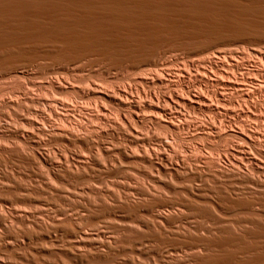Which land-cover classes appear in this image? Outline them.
I'll use <instances>...</instances> for the list:
<instances>
[{
    "label": "rangeland",
    "instance_id": "1",
    "mask_svg": "<svg viewBox=\"0 0 264 264\" xmlns=\"http://www.w3.org/2000/svg\"><path fill=\"white\" fill-rule=\"evenodd\" d=\"M262 28L255 26L248 29L232 30L212 39L196 41L197 43L195 41L193 43L189 39L172 40L173 43L168 41L162 46L163 49L161 47L149 59L127 58L118 60L112 56L92 54L91 56L70 57V60L69 57L53 56V58L52 55L43 53H28L9 62L0 60V107L2 105L0 108V264H75V260L79 258L83 262L81 260V263L78 262L77 264H184L188 262V259L197 256H200L199 259H201L211 254H227L226 251L230 247L231 252H234L232 254L237 258L235 263L245 262L255 255H263L264 186L262 185L264 184V158L259 156L260 153L257 154L254 151L263 168H255V171L249 167V172L244 169L243 175L242 170L237 169L233 164L237 169L235 170L233 165L230 164L231 156L228 154L229 150L227 151V149L235 146L236 148H248L238 138L230 134L225 135L226 133L223 132L224 125H226L224 122L231 116L226 115L224 112H211L204 108H193L187 105L186 108L184 105L179 108L182 111L181 113L178 108L176 109L173 105H169V107L166 104V107L168 106L167 110L171 111V113L167 111V116H163L167 119L166 121L163 119L166 126L163 124V120L158 122L152 120V122L145 117L142 120L131 119L130 125L126 127L127 124H124V126L122 120V115L125 112L122 111L123 109L118 104V100L112 97L115 93L117 95V92L121 89V91L129 92L131 97L140 102L144 99L147 101L149 91L158 94H169L170 90L174 89L184 95H186V92L188 94L189 91L201 92L204 88L196 77L201 79L203 68L206 67L210 70L211 77H220L219 74H216V68L211 67L213 64L210 65V62L215 61L220 65L224 64L221 65V68L224 67V69H229L231 62H238L239 67L233 68L235 72L241 67L244 70V66L264 69V28ZM220 56L223 58L222 61ZM227 60L230 62L229 64ZM239 64L245 65L240 66ZM242 69L240 70L242 71ZM156 73L164 74L167 79L174 80L175 82L172 83L175 84H169V88L167 86L163 87L165 84L152 85L151 87L149 85V89L148 84L143 79L149 80L148 78ZM257 78L264 81V74L257 75ZM252 79L249 82L250 85L255 84L251 83L255 81V79ZM179 82L181 83L179 84ZM211 87L222 93L224 92L223 94L229 91V94L226 95L230 98L234 97L232 99L238 106H236V109L240 107L244 109L251 108L249 109L253 111V115H251L254 117L257 115V118L250 116L248 119V117H242L240 114L239 117L236 116L238 119L235 117L234 124L241 127L240 122L245 120V126L253 127L260 134L261 143H263L264 92H260V95L255 93L251 97L254 101L250 100L251 98L248 99V105L246 103L248 100H243L239 93V96L236 94L237 92H232L224 86L223 89L221 85L217 84H212ZM225 89H227L226 92ZM263 89L260 91H264ZM256 95H258L257 98ZM47 98L49 100L58 99L62 103V106L58 105L59 107H57L58 112L61 113L58 114L61 117L49 113L45 102L48 100ZM3 100H13L18 105L15 103L9 106ZM255 101L262 103L260 105L257 102L260 110L250 105L256 103ZM161 102L164 104L163 101ZM35 110H43L47 114L44 113V115L48 116L49 120L43 119V115L35 113ZM29 111L31 114H29ZM103 112H106L107 116ZM64 113H67L66 116ZM100 113L106 116L107 119ZM176 113L177 115H175ZM178 114H180V118ZM171 117L175 122L179 120L190 122L191 126L175 131L168 125ZM102 118L106 122L102 121ZM28 124H31V126ZM78 124L81 126H78ZM32 125H34V128ZM56 125L67 127L70 130L74 129V133L80 127L81 130L77 131L79 134H76L81 136V142L71 140L72 144L69 143L70 141L66 142L69 144H66L61 138L57 140V137L60 136L55 138V135H51L52 137L45 134L41 135L37 131L38 126H44L43 128L49 131L50 128L53 129ZM131 127L134 129L133 132ZM208 127L213 128L214 132L218 130L222 135L208 136L204 134L203 130H209ZM130 132L134 133L135 137L137 135V137L135 138L134 134L132 135ZM22 140L24 141L22 142ZM29 140L31 143L28 142ZM36 141L37 145H35ZM111 142L113 143L111 144ZM122 145L124 147H121ZM157 147L162 150H159L160 152L164 151L165 153L167 151V155H172L173 162H175V159L176 161L179 160V164L182 162L181 164L185 169L179 168L180 171H173L174 169L169 166L157 169L147 161L145 162L141 155L145 152L143 155L147 154L153 157L154 151H158ZM124 148L126 154L121 152L125 150ZM34 151L49 154V157L59 162L57 164L60 167L61 164L70 167L67 166L66 170L65 167H63L64 169L61 167L62 170H57L58 177H54L47 166L41 165L38 161H35L37 159H33L35 157L33 155L36 153ZM128 152L131 156H128ZM136 152L137 154H135ZM97 154L98 157L100 156L99 158ZM132 156L134 157L132 158ZM138 156H141V159ZM66 158L70 161H65ZM77 158H82L81 160L85 164L81 165H85L86 168L76 163ZM74 159L76 160L73 161ZM73 162L76 164L73 165ZM189 164L192 165L193 170H188V172L185 170L191 168ZM221 168L228 170H225L227 173L224 170L222 171ZM233 168L235 171L232 170ZM199 170L200 172L204 170L202 171V173L205 172V174L203 173L204 178H202ZM229 170H232L233 179L229 175ZM87 171L88 173H86ZM210 171L211 175H209ZM215 172H217V175ZM235 172L241 176H236ZM248 174L252 180L247 179ZM256 174L257 176H255ZM192 176L197 177V179ZM234 177L238 179L235 180ZM254 179L255 181L256 179L257 181L260 180V183L263 181V184L261 183V185L257 181L254 183ZM25 184L27 187H24ZM147 203H149L148 206ZM136 204L137 207H135ZM23 211L25 214H23ZM159 212L164 214L166 219L167 216L170 219L166 220L167 222L165 219L160 220L163 222L161 224L157 218ZM55 218L57 221H55ZM35 219L39 222L35 223ZM76 221H79L78 223L83 225L81 227L85 229H83L85 235L82 234L84 235H81L82 237L74 233L70 226V224L77 223ZM56 222L57 224H55ZM154 226H157V228L160 226L158 230L160 229L161 232L157 231L161 235L156 234V230L154 232V229H156ZM48 229L53 232L51 234L52 238L47 237ZM30 233L31 235H29ZM203 239L210 241L209 243L205 241V244ZM109 240L112 249L102 245L109 242ZM212 240L213 242H211ZM216 240L223 241V244L218 241L216 243ZM225 240L228 243L224 242ZM231 241L237 243L232 245ZM198 242H201V244L198 245ZM251 243L259 246L248 247L252 246ZM203 244L204 246H202ZM209 245L210 247L213 245L212 248H208ZM234 248L237 250L235 251ZM215 249L220 251H215ZM89 250L90 253H86ZM79 251L81 253H78ZM82 255L84 256L82 257ZM100 255L107 258L103 260L102 257H99ZM107 259H110V261H107Z\"/></svg>",
    "mask_w": 264,
    "mask_h": 264
},
{
    "label": "bare ground",
    "instance_id": "2",
    "mask_svg": "<svg viewBox=\"0 0 264 264\" xmlns=\"http://www.w3.org/2000/svg\"><path fill=\"white\" fill-rule=\"evenodd\" d=\"M263 27L264 28V0H0V60L9 62L14 58L26 55L28 53H43L46 55H52V57H82V56H87V55H92V54H100L103 56H112L117 58L118 60H124L127 58H134V59H149L150 57H153L159 49L168 41L176 40V39H189L191 41H203V40H208L212 39L214 37L220 36L228 31L232 30H239V29H248L251 27ZM262 28V29H263ZM173 43V41H172ZM197 43V42H196ZM168 45V44H167ZM166 47V45H165ZM163 49V47H162ZM48 56V57H50ZM47 57V56H46ZM53 57V58H54ZM221 57V56H220ZM235 57V56H234ZM259 57V56H258ZM264 57V56H263ZM65 58V59H66ZM74 58V59H75ZM226 58V57H224ZM221 57V61H222ZM67 60V59H66ZM207 60V59H206ZM217 60V59H216ZM226 60V59H225ZM232 60V59H231ZM139 61V60H138ZM148 61V60H147ZM209 61V60H208ZM213 61V60H212ZM228 61V60H227ZM239 61V60H238ZM129 62V61H128ZM225 62V61H224ZM230 62L228 61V64ZM232 63V62H231ZM229 64V69H224L221 68V65L224 64H218L216 61L215 62H210L211 67L216 68V74H219L220 77H211L210 70L208 68H203V72L201 75V79L199 77L198 80L201 82L204 90L202 89L201 92H192L189 91L188 94L186 92V95L181 94V92H177L178 90H170L169 94H161V93H154L152 91H149L147 94L149 95L147 101L141 100H135V98L131 97L129 92L127 91H118L117 95H113L112 97L115 100H118V103L122 107V111L125 113L122 115V120H123V125L127 124L130 125V120L131 119H141L142 118H148L147 120H154V121H160L165 118L163 116H167V107L169 105H173L176 109L182 107L190 106L193 108H204L208 111L211 112H217V113H222L224 112L226 115H229V119H226V122H224L226 125L223 128L224 134H230L236 138H238L240 141H242L248 148L245 147H232L229 150L228 154L231 156L230 164L235 165L237 169L242 170V175L243 170L247 169L250 167L251 169L255 168H263V166L260 164V159L256 156L255 152L260 153L259 156H262L264 158V142L261 143V137L260 134L256 132L253 127H247L246 121L243 120L238 121L241 123V127H237L234 124L235 117H239L240 114L243 116L249 117L252 116V110L250 111L249 109L251 108H246L244 109L240 107L239 109H236V104L233 101L232 98L228 97L226 94L229 92L227 91L226 94H223L221 91H218L213 89L211 86L212 84H217L221 85V88L224 89V87L228 88L232 92H237L241 95L243 100H248L250 99L255 93L264 92L260 91L262 88H264V81H261L257 78V75L259 76L264 74V69L258 68V67H251V66H244V70L242 67V71L240 69L236 70L237 72L234 71V67H239L238 62H234L232 64ZM190 64V63H189ZM205 64V62H204ZM240 65V64H239ZM240 65V66H241ZM188 68V67H187ZM215 71V69H213ZM212 71V70H211ZM213 71L214 75L215 72ZM156 72V71H155ZM187 72V71H186ZM161 73V71H160ZM160 73H156L152 75V77L148 78L149 80H144L149 85L150 87L152 85H161L165 84L163 87L167 86L169 84H175L172 82H175L172 79H167V77H163ZM163 73V72H162ZM199 73V72H198ZM179 74V73H178ZM176 75V74H175ZM185 75V74H184ZM239 75V76H238ZM170 76V75H169ZM178 76V75H177ZM176 76V77H177ZM141 77V76H140ZM145 77V76H144ZM171 77V76H170ZM192 77V76H191ZM263 77V76H262ZM261 77V78H262ZM146 78V77H145ZM175 78V77H174ZM257 80V82L252 81L251 83H255L254 85H250L249 82L251 79ZM193 79V78H192ZM252 79V80H253ZM264 79V78H263ZM59 81V80H58ZM180 81V80H179ZM198 81V82H199ZM181 82H179L180 84ZM50 84V83H49ZM62 84V83H61ZM178 85V83H177ZM173 86V85H172ZM191 86V85H190ZM224 86V87H223ZM162 87V86H161ZM166 87V88H167ZM170 87V86H169ZM168 87V88H169ZM178 87V86H177ZM182 87V86H181ZM218 87V86H217ZM180 88V87H178ZM184 88V87H183ZM181 88V89H183ZM150 89V88H149ZM157 89V88H156ZM161 89V88H160ZM188 89V88H186ZM100 90V89H99ZM114 90V89H113ZM125 90V89H124ZM159 90V89H158ZM185 90V88H184ZM189 90V89H188ZM186 90V91H188ZM227 89H225L226 92ZM264 90V89H263ZM62 91V90H61ZM97 91V90H96ZM142 91V90H141ZM223 91V90H222ZM102 92V91H101ZM66 93V92H65ZM89 93V92H88ZM91 93V92H90ZM111 93V92H109ZM146 93V92H145ZM163 93V92H162ZM184 93V92H183ZM231 93V92H230ZM104 94V93H103ZM106 94V93H105ZM108 94V93H107ZM229 94V93H228ZM234 94V93H233ZM231 94V95H233ZM263 94V93H262ZM261 94V96H262ZM96 95V94H95ZM141 95V94H140ZM146 95V94H145ZM256 95L255 97L257 98ZM27 96V95H26ZM91 96V95H90ZM104 96V95H103ZM239 96V95H238ZM55 97V96H54ZM53 97V98H54ZM59 97V96H58ZM98 97V96H96ZM108 97V96H107ZM145 97V96H144ZM260 97V96H259ZM264 97V95H263ZM36 98V97H35ZM261 98V97H260ZM34 100L33 98H31ZM30 99V100H31ZM43 99V98H42ZM48 99V98H47ZM254 99V98H253ZM259 99V98H258ZM25 100V99H24ZM29 100V101H30ZM111 100V99H110ZM252 100V98L250 99ZM4 101V100H3ZM22 101V100H21ZM27 101V100H26ZM25 101V102H26ZM36 101V100H35ZM163 101L164 104L161 102ZM238 101V99H237ZM254 101V100H252ZM262 101V99H261ZM46 106L47 109L49 110V113L54 114V115H59L61 114L60 111L58 112V108L60 105L62 106V103L58 99H51V100H46ZM44 102V103H45ZM63 102V101H62ZM102 102V101H101ZM256 103L250 104L252 107L255 109L258 108L257 110H260L259 106L257 105L258 101H255ZM263 102V101H262ZM4 103L10 106V104H15L13 100H5ZM3 103V104H4ZM36 103V102H35ZM42 103V101H41ZM249 105V100L246 102ZM260 104V102H258ZM17 104V103H16ZM101 104V103H100ZM107 104H109L107 102ZM106 104V105H107ZM166 104L168 105L166 107ZM262 104V103H261ZM260 104V105H261ZM5 105V104H4ZM18 105V104H17ZM22 105V104H21ZM26 105V103H25ZM32 105V104H31ZM43 105V104H42ZM59 105V106H58ZM66 105V104H65ZM103 105V104H102ZM110 105V104H109ZM264 105V104H263ZM8 106V107H9ZM2 107V105H1ZM0 107V108H1ZM4 107V106H3ZM21 107V106H20ZM65 107V106H64ZM69 108V106H67ZM104 107V106H103ZM106 107V106H105ZM170 107V106H169ZM238 107V106H237ZM102 108V107H101ZM186 108V107H185ZM242 108V109H241ZM11 109V107H10ZM61 109V108H60ZM109 109V108H108ZM117 109V108H116ZM121 109V108H120ZM171 109V108H170ZM4 110V108H3ZM7 110V109H6ZM13 110V109H12ZM32 110V109H30ZM46 110V108H45ZM65 110V108H64ZM67 110V108H66ZM104 110V109H103ZM175 110V109H174ZM173 110V111H174ZM256 110V111H257ZM17 111V110H16ZM62 111V110H61ZM72 111V110H70ZM117 111V110H116ZM176 111V110H175ZM179 112L181 111L180 109L178 110ZM1 112V111H0ZM3 112V111H2ZM67 112V111H66ZM69 112V110H68ZM74 112V111H73ZM102 112V110H101ZM178 112V113H179ZM35 113H40V115H43V119L49 120L45 115L43 110H35ZM48 113V114H49ZM59 113V114H58ZM71 113V112H70ZM104 113V112H103ZM169 113V112H168ZM171 113V111H170ZM182 113V111H181ZM2 114V113H1ZM7 114V113H5ZM20 114V113H19ZM29 114L30 111H29ZM46 114V113H45ZM65 114V113H64ZM67 114V113H66ZM65 114V116H66ZM101 114V113H100ZM122 114V113H121ZM174 114V113H173ZM252 114V115H251ZM256 114V113H254ZM47 115V114H46ZM102 115V114H101ZM100 115V116H101ZM106 115V112L104 113ZM177 115V113L175 114ZM174 115V116H175ZM180 114H178L179 116ZM30 116V115H29ZM50 116V114H49ZM60 116V115H59ZM69 116V115H68ZM103 116V115H102ZM107 116V115H106ZM106 116H103L106 118ZM109 116V115H108ZM169 116H171L169 114ZM182 116V115H181ZM233 116V117H232ZM25 117V116H24ZM32 117V116H31ZM61 117V116H60ZM97 117V116H96ZM99 117V116H98ZM236 117V118H237ZM253 118H257L258 116L256 115L255 117L252 116ZM58 118V117H57ZM63 118V117H62ZM109 118V117H108ZM180 118V116H179ZM234 118V119H233ZM241 118V117H240ZM26 119V118H25ZM24 119V120H25ZM32 119V118H30ZM42 119V118H41ZM53 119V118H52ZM107 119V118H106ZM110 119V118H109ZM108 119V120H109ZM176 119V118H175ZM238 119V118H237ZM101 120V119H100ZM111 120V119H110ZM167 119H165L166 121ZM23 121V120H22ZM43 121V120H42ZM102 121L103 118H102ZM113 121V120H112ZM133 121V120H132ZM34 122V120H33ZM38 122V121H37ZM50 122V121H48ZM106 122V121H104ZM135 122V121H133ZM144 122V121H143ZM146 122V121H145ZM148 122V121H147ZM146 122V123H147ZM153 122V121H152ZM164 122V120H163ZM259 122V121H258ZM35 123V122H34ZM40 123V122H39ZM155 123V122H154ZM160 123V122H159ZM237 123V122H236ZM36 124V123H35ZM52 124V123H51ZM60 124V123H59ZM138 124V123H137ZM157 124V123H156ZM165 125V122L163 123ZM192 124V123H191ZM31 126V124H28ZM38 125V124H37ZM44 125V124H43ZM86 125V124H85ZM84 125V127H85ZM110 125V124H109ZM158 125V124H157ZM168 125L175 131H179L180 129H183L185 127H190V122H183L179 120L178 122H175L172 120L168 121ZM205 125V124H204ZM209 125V124H208ZM34 128V125H32ZM78 126H81L78 124ZM125 126V125H124ZM138 126V125H136ZM145 126V125H144ZM166 126V125H165ZM168 126V127H169ZM251 126V125H250ZM37 127V126H35ZM44 127V126H43ZM42 126L37 127V131H39L42 134L45 135H55V138L57 136V140L61 138L63 142L65 141L71 143L72 141H77L81 142V136L77 135L79 133H74V129L71 131L67 127H59V126H53L50 131H47L46 128H43ZM76 127V126H75ZM134 127V126H132ZM131 127V129H132ZM219 127V126H218ZM100 128V126H99ZM120 129V127L118 126ZM130 128V126H129ZM203 128V127H202ZM209 128V127H208ZM36 129V128H35ZM48 129V128H47ZM77 129V128H76ZM109 129V128H108ZM170 129V128H169ZM204 129V128H203ZM202 129V130H203ZM24 130V129H23ZM81 130V129H80ZM99 130V129H98ZM106 130V129H105ZM114 130V129H113ZM112 130V131H113ZM118 130V129H117ZM125 130V129H124ZM130 130V129H129ZM134 129H132L133 132ZM137 130V129H136ZM171 130V129H170ZM172 130V131H173ZM197 130V129H196ZM200 130V129H199ZM201 130V131H202ZM207 130V131H206ZM203 130V133L208 135V136H215V135H222L220 134L217 130V132H214L213 128H209ZM90 131V130H89ZM121 131V130H120ZM216 131V130H215ZM38 132V134H39ZM85 132V130H84ZM108 132V131H107ZM106 132V133H107ZM110 132V131H109ZM118 132V131H117ZM132 132H130L132 134ZM32 133V132H31ZM28 134V133H27ZM33 134V133H32ZM37 134V133H36ZM85 134V133H84ZM100 134V133H99ZM126 134V133H125ZM134 134V133H133ZM132 134V135H133ZM20 135V134H19ZM40 135V134H39ZM40 135V136H41ZM43 135V136H45ZM83 135V134H82ZM87 135V134H86ZM102 135V134H101ZM49 136V137H50ZM51 136V137H52ZM93 136V135H92ZM115 136V135H114ZM129 136V135H128ZM135 137V134L133 135ZM25 137V136H24ZM85 137V136H84ZM83 137V138H84ZM90 137V136H88ZM93 138V137H90ZM97 137V136H96ZM109 137V136H108ZM118 137V136H117ZM137 137V135H136ZM135 137V138H136ZM31 138V137H29ZM106 138V137H105ZM141 138V137H140ZM139 138V139H140ZM144 138V137H143ZM142 138V139H143ZM147 138V137H146ZM212 138V137H211ZM214 138V137H213ZM27 139V137H26ZM53 139V138H51ZM85 139V138H84ZM95 139V138H94ZM97 139V138H96ZM101 139V138H100ZM119 139V138H118ZM133 139V138H132ZM131 139V140H132ZM215 139V138H214ZM25 140V138H24ZM22 140V142L24 141ZM28 140V139H27ZM56 140V141H57ZM62 140H60L62 142ZM83 140V139H82ZM86 140V139H85ZM84 140V143H85ZM108 141L110 139H107ZM117 140V139H116ZM146 140V139H145ZM144 140V142H145ZM148 140V138H147ZM234 140V139H233ZM237 140V139H236ZM264 140V139H262ZM40 141V140H39ZM38 141V143H39ZM92 139L90 140L91 143ZM130 141V140H129ZM136 141V140H135ZM29 143L30 140L28 141ZM27 142V143H28ZM41 142V141H40ZM60 142V143H61ZM89 142V141H88ZM100 142V141H99ZM107 142V141H106ZM128 142V141H127ZM134 142V141H133ZM132 142V143H133ZM142 142V140H141ZM147 142V141H146ZM237 142V141H236ZM235 142V143H236ZM25 143V142H24ZM66 143V144H69ZM113 142H111L112 144ZM117 143V142H116ZM136 143V142H135ZM41 144V143H40ZM77 144V143H76ZM81 144V143H79ZM123 144V143H122ZM125 144V143H124ZM131 144V143H130ZM24 145V144H23ZM37 145V141L35 143ZM34 145V146H35ZM61 145V144H60ZM65 145V144H64ZM74 145V142H73ZM88 145V144H87ZM91 145V144H90ZM102 145V144H101ZM119 145V144H117ZM116 145V147H117ZM132 145V144H131ZM147 145V144H146ZM162 145V144H161ZM239 145V144H238ZM39 146V145H38ZM76 146V145H75ZM78 146V145H77ZM106 146V145H105ZM81 147V146H80ZM104 147V146H103ZM108 147V146H107ZM115 147V148H116ZM121 147H124L122 145ZM126 147V146H125ZM47 148V147H46ZM91 148V147H90ZM100 148V147H99ZM106 148V147H105ZM127 148V147H126ZM36 149V148H35ZM121 149V148H120ZM125 149V148H124ZM156 149V148H153ZM158 151L155 150L153 153V157L151 155H143L145 152L141 155L143 156V160L145 162L147 161L151 166L161 169L164 167H171L172 169L179 170V168H184L182 166V162L179 164L176 159L174 160L175 162L172 161V155H167V151L164 153L160 152L158 147ZM3 150V149H2ZM37 150V149H36ZM69 150V149H68ZM94 150V149H93ZM100 150V149H99ZM110 150V149H109ZM123 150V149H122ZM129 150V149H128ZM127 150V151H128ZM1 151V150H0ZM66 151V150H65ZM91 151V150H90ZM98 151V150H97ZM105 151V150H104ZM108 151V148H107ZM114 151V150H112ZM126 151L123 150L121 151L124 153ZM147 151V150H146ZM149 151V150H148ZM162 151V150H161ZM184 151V150H183ZM255 151V152H254ZM12 152V151H11ZM15 152V151H14ZM28 152V151H27ZM36 152V151H34ZM64 152V151H63ZM92 152V151H91ZM100 152V151H98ZM118 152V151H117ZM120 152V153H121ZM150 152V151H149ZM153 152V151H152ZM56 153V152H55ZM94 153V152H93ZM151 153V152H150ZM67 154V153H65ZM76 154V153H75ZM107 154V153H106ZM112 154V153H110ZM126 154V152H125ZM129 154V152H128ZM127 154V155H128ZM137 154V152L135 153ZM134 154V156H135ZM139 154V153H138ZM19 155V154H18ZM21 155V154H20ZM26 155V154H25ZM33 155V153H32ZM81 155V154H79ZM84 155V154H83ZM96 155V154H95ZM22 156V155H21ZM27 156V155H26ZM33 156V159H37L35 161H38L41 165L43 164L44 166H47L48 169L51 170L52 174L54 177H58L57 175V170L67 168L68 165L62 166L58 165L56 160L52 159L49 157V154L46 155V153L42 152H36ZM51 156V155H50ZM63 156V155H62ZM78 156V155H77ZM92 156V154H91ZM94 156V155H93ZM109 156V155H108ZM111 156V155H110ZM113 156V155H112ZM128 156H131L130 154ZM127 156V158H128ZM132 156V158L134 157ZM140 156V157H141ZM1 157V154H0ZM28 157V156H27ZM74 157V156H73ZM98 157V154H97ZM100 157V156H99ZM98 157V158H99ZM114 157V156H113ZM126 157V155H125ZM139 157V156H138ZM139 157V159H141ZM22 158V157H21ZM31 158V157H30ZM136 158V157H135ZM230 158V157H229ZM32 159V158H31ZM58 159V158H56ZM73 159V158H72ZM82 159V158H81ZM80 158H77L76 163L78 165L80 164H85L83 163V160ZM112 159V158H111ZM138 159V158H137ZM33 160V161H34ZM74 159L73 161H75ZM99 160V159H97ZM96 160V161H97ZM110 160V159H109ZM116 160V159H115ZM127 160V159H125ZM142 160V161H143ZM264 160V159H263ZM4 161V160H2ZM18 161V160H17ZM62 161V158H61ZM65 161H70L67 158ZM88 161V160H87ZM101 161V159H100ZM119 161V160H118ZM117 161V162H118ZM123 161V160H122ZM129 161V160H128ZM137 161V160H136ZM1 162V161H0ZM64 162V161H63ZM72 162V161H71ZM85 162V160H84ZM92 162V160H91ZM131 162V161H130ZM135 162V161H134ZM144 162V163H145ZM30 163V162H29ZM36 163V162H35ZM37 163V164H38ZM73 162V165L76 164ZM133 163V162H132ZM137 163V162H136ZM145 163V164H148ZM69 164V163H68ZM92 164V163H91ZM148 164V165H149ZM264 164V163H263ZM40 165V166H41ZM65 165V164H64ZM76 165V166H78ZM233 165V167H234ZM82 166V165H81ZM84 168H86L85 165H83ZM82 166V167H83ZM147 166V165H146ZM191 167L192 165L189 164ZM188 166V167H189ZM70 167V166H68ZM80 167V166H79ZM76 167V168H79ZM93 167V166H92ZM133 167V166H132ZM138 167V166H137ZM149 167V166H148ZM234 167V168H235ZM112 168V167H111ZM145 168V167H144ZM194 168V167H193ZM234 168L232 170H234ZM61 169V170H62ZM69 169V168H68ZM67 169V170H68ZM72 169V168H71ZM82 169V168H81ZM95 169V167H94ZM116 169V168H115ZM121 169V167H120ZM185 169V168H184ZM196 169V168H195ZM194 169V171H195ZM222 169V168H221ZM221 169H218L219 171ZM229 169V168H228ZM235 168V170H237ZM77 170V169H76ZM84 170V169H83ZM102 170V169H101ZM163 170V169H162ZM192 171L191 168H187L185 171ZM209 170V169H208ZM225 168L222 169V171ZM231 170V171H232ZM234 170V171H235ZM7 171V170H6ZM60 171V170H59ZM69 171V170H68ZM73 171V170H71ZM78 171V170H77ZM86 171V170H84ZM92 171V170H91ZM94 171V170H93ZM149 171V170H148ZM158 171V170H157ZM161 171V170H159ZM193 171V172H194ZM204 171V170H202ZM202 171L199 172L202 174V178H204L205 172L202 173ZM218 171V174H219ZM228 171V170H226ZM231 171L229 170V175H231ZM256 171V170H255ZM263 171V170H262ZM66 172V171H65ZM103 172V171H102ZM165 172V171H164ZM182 172V171H181ZM189 172V171H188ZM187 172V174H189ZM208 172V171H207ZM240 174L241 172L238 171ZM249 172V171H248ZM251 172V170H250ZM261 172V171H260ZM5 173V172H4ZM49 173V172H48ZM47 173V174H48ZM64 173V172H63ZM74 173V172H73ZM72 173V174H73ZM85 173V172H84ZM88 173V171L86 172ZM198 173V171H197ZM196 173V174H197ZM199 173V174H200ZM209 173V172H208ZM207 173V174H208ZM217 175V172H215ZM221 173V172H220ZM223 173V172H222ZM221 173V174H222ZM227 173V172H225ZM236 175L239 177L240 174L235 172ZM247 173V172H246ZM259 173V172H258ZM172 174V173H171ZM184 174V173H183ZM193 174V173H192ZM195 174V172H194ZM198 174V175H199ZM224 174V173H223ZM251 174V173H250ZM264 174V173H263ZM262 174V175H263ZM66 176V174H64ZM78 175V173H77ZM89 175V174H88ZM197 175V177H198ZM211 175V171L210 174ZM208 175V176H209ZM228 175V174H226ZM254 175V174H253ZM187 176V175H186ZM191 176V175H190ZM196 176V175H195ZM222 176V175H220ZM225 176V175H224ZM241 176V175H240ZM249 176V174H248ZM257 176V174L255 175ZM260 176V175H259ZM193 177V176H192ZM197 177H193L197 179ZM229 177V176H228ZM225 177V178H228ZM232 177V175H231ZM251 176H249L247 179H250ZM52 178V177H51ZM199 178V177H198ZM201 178V175H200ZM201 178V179H202ZM230 178V177H229ZM228 178V179H229ZM255 178V177H253ZM233 179V177H232ZM235 179V177H234ZM238 179V178H236ZM235 179V180H236ZM241 179V178H240ZM239 179V180H240ZM17 180V179H16ZM238 180V181H239ZM252 180V179H250ZM248 181V180H247ZM254 183L255 179L253 180ZM260 181V180H259ZM257 181V182H259ZM237 182V181H236ZM263 182V181H262ZM261 182V183H262ZM260 183V182H259ZM260 183V184H261ZM14 184V183H13ZM47 184V183H46ZM253 184V182H252ZM263 184V183H262ZM261 184V185H262ZM26 185V184H25ZM50 185V184H49ZM260 185V186H261ZM76 186V185H75ZM264 186V184L262 185ZM20 187V186H19ZM24 187H27L24 186ZM51 187V186H50ZM54 187V186H53ZM58 188V187H57ZM263 188V187H262ZM46 191V190H45ZM50 191V190H49ZM43 192V191H42ZM26 193V192H25ZM75 193V192H74ZM73 194V193H72ZM57 195V194H56ZM63 195V194H60ZM145 196V195H144ZM137 197V196H136ZM30 198V197H29ZM54 198V197H53ZM141 198V197H140ZM47 200V199H46ZM149 200V199H148ZM245 200V199H244ZM78 202V201H77ZM143 202V201H142ZM152 202V201H151ZM72 203V202H71ZM126 203V202H125ZM124 203V204H125ZM129 203V202H128ZM131 203V202H130ZM145 203V202H144ZM143 203V204H144ZM154 203V200H153ZM254 203V201H253ZM251 203L252 205H255ZM122 204V203H121ZM132 204V203H131ZM130 204V205H131ZM135 204V203H134ZM149 203H147L148 206ZM97 205V204H96ZM110 205V204H109ZM145 205V204H144ZM143 205V206H144ZM100 206V205H99ZM112 206V205H111ZM115 206V205H114ZM129 206V205H128ZM135 206V205H133ZM132 206V207H133ZM137 207V204L136 206ZM239 207V206H238ZM24 208V207H23ZM115 208V207H114ZM117 208V207H116ZM146 208V207H145ZM151 208V207H150ZM25 209V208H24ZM110 209V208H109ZM131 209V208H130ZM40 210V209H39ZM44 210V209H43ZM67 210V209H66ZM106 210V209H105ZM111 210V209H110ZM115 210V209H114ZM133 210V209H132ZM61 211V210H60ZM136 211V210H135ZM134 211V212H135ZM4 212V210H3ZM16 212V211H15ZM24 212V211H23ZM29 212V211H28ZM46 212V211H45ZM109 212V211H108ZM115 212V211H114ZM112 212V213H114ZM7 213V212H6ZM20 213V212H19ZM39 213V212H38ZM71 213V212H70ZM111 213V212H110ZM158 213V212H157ZM2 214V213H1ZM25 214V212L23 213ZM27 214V213H26ZM33 214V213H32ZM42 214V213H41ZM92 214V213H91ZM96 214V213H94ZM115 214V213H114ZM117 214V213H116ZM3 215V214H2ZM5 215V213H4ZM98 215V214H97ZM63 216V215H62ZM65 216V215H64ZM167 216V215H166ZM7 217V216H6ZM5 217V219H6ZM18 217V215H17ZM23 217V216H22ZM40 217V216H39ZM82 217V216H81ZM151 217V216H150ZM155 217V216H153ZM166 219L164 214H157V218L160 220H169V216ZM180 217V216H179ZM3 218V217H2ZM10 218V217H9ZM25 218V217H23ZM22 218V219H23ZM28 218V217H26ZM38 218V217H37ZM49 218V217H48ZM61 218V217H60ZM70 218V217H69ZM156 218V219H157ZM17 219V218H16ZM21 219V218H20ZM56 219V218H55ZM62 219V218H61ZM68 219V218H67ZM79 219V218H78ZM81 219V218H80ZM12 220V219H11ZM18 220V219H17ZM24 220V219H23ZM44 220V219H43ZM53 220V218H52ZM76 220V219H75ZM117 220V219H116ZM4 221V218H3ZM6 221V220H5ZM15 221V220H13ZM34 221V220H33ZM36 221V219H35ZM57 221V219L55 220ZM62 221V220H61ZM60 221V222H61ZM64 221V220H63ZM68 221V220H67ZM143 221V220H142ZM162 221L161 224L163 223ZM10 222V221H9ZM25 222V221H24ZM32 222V221H31ZM39 222V221H38ZM37 221L35 223H38ZM77 222V221H76ZM79 222V221H78ZM73 223L72 225L70 224L72 230L74 233L79 234L78 236H81L82 234L85 235V232L83 231L84 227L82 228L80 223ZM141 222V221H140ZM159 222V223H160ZM167 222V221H166ZM51 223V222H50ZM49 223V224H50ZM53 223V222H52ZM64 223V222H63ZM70 223V222H69ZM68 223V225H69ZM82 223V222H81ZM86 223V222H85ZM149 223V221H148ZM157 223V222H156ZM9 224V223H8ZM27 224V223H26ZM57 224V222L55 223ZM79 224V225H78ZM151 224V223H150ZM149 224V225H150ZM39 225V224H38ZM45 225V224H44ZM159 225V224H158ZM157 225V226H158ZM11 226V225H10ZM25 226V225H24ZM69 226V227H70ZM154 229L157 231L158 227ZM8 227V226H7ZM50 227V226H49ZM62 227V226H61ZM163 227V226H162ZM43 228V227H42ZM45 228V227H44ZM60 228V226H59ZM63 228V227H62ZM41 229V228H40ZM47 229V228H46ZM45 229V230H46ZM163 229V228H162ZM56 230V228H55ZM63 230V229H62ZM68 230V229H67ZM85 230V229H84ZM165 230V229H164ZM54 231V230H53ZM160 231V229L158 230ZM157 231V232H158ZM171 231V230H170ZM261 231V230H260ZM41 232V231H39ZM38 232V233H39ZM45 232V231H44ZM70 232V231H69ZM156 234H159L158 232ZM11 233V232H10ZM91 233V232H90ZM167 233V232H166ZM165 233V234H166ZM171 233V232H170ZM185 233V232H184ZM53 232L52 230L47 231V237L52 238ZM169 234V233H167ZM5 235V234H4ZM31 235V233L29 234ZM82 235V236H84ZM92 235V234H91ZM99 235V233H98ZM97 235V236H98ZM161 235V234H159ZM33 236V235H32ZM46 236V235H45ZM56 236V235H55ZM81 236V237H82ZM158 236V235H157ZM6 237V236H5ZM80 237V238H81ZM86 237V236H85ZM101 237V236H100ZM113 237V236H112ZM149 237V236H148ZM46 238V237H45ZM55 239V237H53ZM87 238V237H86ZM104 238V237H103ZM110 238V236H109ZM140 238V237H139ZM157 238V237H156ZM48 239V238H47ZM85 240V238L83 237ZM82 239V240H83ZM100 239V238H99ZM81 240V239H80ZM88 240V239H87ZM101 240V239H100ZM99 240V241H100ZM204 240V243L206 244ZM44 241V240H43ZM68 241V240H67ZM74 241V240H73ZM78 241V240H77ZM114 241V240H113ZM202 242V240H200ZM210 241V240H209ZM209 241L207 243H209ZM220 243L221 241L216 240ZM237 241V240H236ZM201 242H198V245L201 244ZM213 242V240L211 241ZM223 242V241H222ZM221 242V243H222ZM224 242H227L226 240ZM232 242L237 243V242ZM239 242V241H238ZM75 243V242H74ZM84 243V242H83ZM89 243V242H88ZM144 243V242H143ZM200 243V244H199ZM203 243V242H202ZM228 243V242H227ZM247 243V242H246ZM80 244V241H79ZM82 244V243H81ZM102 244V243H101ZM116 244V241H115ZM113 244V245H115ZM213 244V243H212ZM223 244V243H222ZM231 244V243H230ZM252 246H247L248 247H253L256 246L257 244L251 243ZM104 247H107L109 249H112L113 247L111 246V241L103 243L102 244ZM127 245V244H126ZM227 245V244H226ZM224 245V246H226ZM76 246V245H75ZM97 246V245H93ZM134 246V245H133ZM204 246V244L202 245ZM206 246V245H205ZM213 246V245H212ZM207 246L208 248H212ZM217 246V245H216ZM230 246V245H229ZM237 246V245H235ZM234 246V247H235ZM240 246V245H239ZM259 246V245H257ZM43 247V246H42ZM46 247V246H45ZM70 247V246H69ZM78 247V246H77ZM83 247V246H82ZM121 247V246H120ZM233 247V246H232ZM242 247V246H241ZM244 247V246H243ZM119 248V247H118ZM215 248V247H214ZM228 248V245H227ZM238 250L240 251L239 247H237ZM69 249V248H68ZM67 249V250H68ZM75 249V248H74ZM79 249V248H78ZM115 249V248H114ZM113 249V250H114ZM133 249V248H132ZM221 249V248H220ZM229 249V248H228ZM231 249V247H230ZM229 249V250H230ZM233 249V248H232ZM244 249V248H243ZM256 249V248H254ZM91 250V249H90ZM87 251L86 253H90ZM104 250V249H103ZM210 250V249H209ZM214 250V249H213ZM218 249H215V251ZM231 254H221V255H206V257H203L201 259L197 260L196 258H190L188 259L187 263L184 264H264V254L263 255H255L249 259H247L245 262L241 263H235L237 258L232 254L234 252H230ZM235 250V248H234ZM237 250V249H236ZM235 250V251H236ZM74 251V250H73ZM77 251V250H76ZM101 251V250H100ZM123 251V250H122ZM214 251V252H215ZM220 251V250H218ZM68 252V251H67ZM93 252V251H92ZM118 252V250H117ZM78 253H81L80 251ZM84 253V252H83ZM82 253V254H83ZM99 253V252H97ZM109 253V252H108ZM115 253V252H114ZM113 253V254H114ZM70 254V253H69ZM68 255V254H67ZM72 255V254H70ZM76 255V254H75ZM79 256V254H77ZM84 255H82L83 257ZM87 256V254H86ZM90 256V255H89ZM96 256V255H95ZM203 256V255H202ZM99 257H102L103 260H105L106 256L100 255ZM74 258V257H73ZM79 258V257H78ZM77 258V259H78ZM76 259V257H75ZM74 259V260H75ZM85 259V258H84ZM88 259V258H87ZM86 259V260H87ZM82 259L75 260V264L78 262L81 263ZM110 261V259H107V261ZM133 261V260H132ZM131 261V262H132ZM40 262V261H39ZM83 262V260H82ZM239 262V261H238ZM132 264V263H131ZM135 264V263H134Z\"/></svg>",
    "mask_w": 264,
    "mask_h": 264
}]
</instances>
